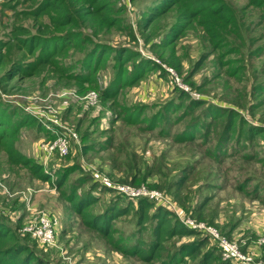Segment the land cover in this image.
<instances>
[{
  "label": "rangeland",
  "instance_id": "obj_1",
  "mask_svg": "<svg viewBox=\"0 0 264 264\" xmlns=\"http://www.w3.org/2000/svg\"><path fill=\"white\" fill-rule=\"evenodd\" d=\"M42 1L0 0V43L6 44L0 65V131L9 133L0 144V224L11 227L28 253L43 264L167 263L164 259L174 241L166 243L168 250L162 258L149 261L122 250L133 249L134 243L129 241L138 229L134 214L115 218L106 232L86 223L76 211L70 202L71 193H83L89 185L94 187L92 180L103 176L111 186L100 187L99 202L89 206L86 213L99 215L108 200L123 194L122 186L159 191L182 215L191 218L186 214L188 205L196 207L205 197V218L199 222L238 240L240 232L229 235L223 223L236 215L264 211V203L258 199L256 204L255 195L249 194L255 185L264 192V158L257 160L258 155H264V132L260 133L264 130V5L256 6L250 0H199L201 13L189 20L186 12L194 0L187 4L179 0L147 26L144 20L160 0H110L115 24L80 23L77 28L63 30L52 23V7L46 8L42 22L50 26L47 36L63 37L72 31L91 40L95 37L103 48L123 47L142 58L133 56L121 62L110 52L93 72L94 83L81 84L66 75L71 68L79 73L81 65L88 63L89 59L81 60L90 46L87 40L69 47L64 56L53 59V64L42 66L38 75L3 80L13 64L24 61L12 30L21 25L38 33L34 11ZM218 5L227 11V23L212 16ZM203 21H207L205 27ZM181 25L182 33L174 36ZM102 51H96L93 61H98ZM201 56L206 59L196 70L194 65ZM151 61L159 66H149ZM62 65L72 67L63 75L59 71ZM138 73L141 76L137 79L134 76ZM174 87L191 98L181 100ZM100 88L114 92L103 99ZM91 92L97 94L94 101L89 98ZM193 99H200L199 104ZM59 136L69 147L65 155L58 149L48 153L40 147ZM105 143L106 147L98 148ZM210 149L218 162L208 157ZM195 159L194 171L187 170L182 176L184 167ZM33 163L41 174L52 175L55 168L70 173L58 187L41 179L30 167ZM80 165L94 179L89 173L83 175ZM134 178L132 185L129 182ZM184 178L176 198L172 194L175 180ZM65 192H70L69 196ZM184 195L194 197L193 201H182ZM28 207L54 217V246L44 247L23 232ZM256 215L253 219L259 220ZM193 240L183 237L175 242ZM251 258L264 264L262 258ZM192 262V258H184L181 264ZM3 264L13 263L6 260Z\"/></svg>",
  "mask_w": 264,
  "mask_h": 264
},
{
  "label": "trees",
  "instance_id": "obj_2",
  "mask_svg": "<svg viewBox=\"0 0 264 264\" xmlns=\"http://www.w3.org/2000/svg\"><path fill=\"white\" fill-rule=\"evenodd\" d=\"M77 0H43L40 4V7L34 13L37 14V31L38 33H31L26 27L21 25L15 26L12 30V36L17 44V48L22 51L21 58L24 61L21 63L13 64L6 74L4 75L3 80L14 78L15 76H19L20 78L24 77H31L40 74L41 67L45 66L49 62L52 64L54 63L53 59L57 57H62L65 55L67 49L73 46H79L80 44L86 43L87 40L90 42V46H88L84 52L85 55L82 57L83 60L89 59L87 64L81 65V71L76 73L72 66H63L59 67V71L64 75V72H68L69 68H71L70 73H68L70 79H73L81 84L90 83L91 80L93 81V72L95 71L100 59H103L104 56H107L110 52L113 53L112 57H114L117 61L127 62L133 56H140L142 55L139 53L134 54L130 49H126L123 47H106L103 48L102 45H98L95 37L91 40L88 37L83 36L82 34H74L72 31L65 33L63 37H51L47 36L50 34V26L46 22H42L43 18V11L46 8H51V11L55 12V15L51 17L52 23L55 28L58 30H63L67 28H77V26L81 23L88 25L95 22H101L103 24H115L112 22L111 17V7H110V0H79L77 4L74 3ZM185 4H187L188 0H184ZM252 4L256 6L264 5V0H250ZM179 0H160L159 3L150 9L148 12L149 14L145 18V23L149 26L152 22H155L161 16H163L169 9H171L174 5L178 4ZM200 5L199 0H194L189 3L188 8L189 11L186 12L188 19L194 18L201 13V10L198 9ZM211 13L212 16L221 22L227 23L228 16L225 7L221 8L220 5L215 7ZM81 18V19H80ZM187 18V17H186ZM186 22V21H185ZM204 22V27L207 25V21ZM184 25L173 33L174 36H178L182 33ZM207 30L210 28L206 27ZM213 34V37L218 40V35ZM95 35V34H94ZM6 44L3 42L0 43V65L3 62L4 53L3 48ZM98 47V48H97ZM97 48V49H96ZM102 48L103 51L98 58V61H93V57L96 54L98 49ZM33 56L32 59L27 57ZM201 56V59L197 61L194 65V68L197 70L198 65L201 61L205 60ZM148 65H153L154 68H157L155 62L151 61L148 62ZM147 65V66H148ZM89 67L93 69H89ZM142 65V69H143ZM193 69V68H192ZM144 72V71H142ZM141 74L138 73L134 77L137 79L140 78ZM133 77V78H134ZM95 80V79H94ZM94 83V81H93ZM181 95V100L183 99H190L191 96L189 93L185 92L180 88H176ZM102 91L103 99H109L111 94L114 90L110 91L109 88L102 89L100 88L99 91ZM192 100V99H191ZM194 100V99H193ZM200 99L194 100L195 105L199 104ZM193 103V101H191ZM221 108H227L222 105H218ZM122 112V111H121ZM260 127H263L259 125ZM2 127H0L1 129ZM264 132L263 131H260ZM9 136V133L4 131H0V144L3 138ZM87 138V137H86ZM87 146V145H86ZM106 147V143L101 145L98 148L103 149ZM228 147V145L226 146ZM120 152L119 150H117ZM208 157H213V149L208 150ZM13 156V155H12ZM257 160H262L264 155H258ZM19 161L20 157L18 156ZM14 160L18 161L17 157L14 156ZM197 160L195 159L194 162H190L186 167H184V171L182 176H185V172L187 170H191L193 172L195 169L194 163ZM218 162V160H215ZM23 163H28L26 160H22ZM37 163H33L30 167L32 170L37 172L36 168ZM36 168V169H35ZM80 170L82 171L83 175L88 174V170H86L82 165H80ZM70 173V172H69ZM69 173H67V169L61 171L60 169L55 168L53 172V181L51 174L39 173L37 172L38 176L41 179H48L51 184L61 187L65 181L67 180ZM90 177L93 178L91 173ZM180 174H177V177ZM164 182L168 185L170 181L167 180V177H164ZM182 178V177H181ZM94 179V178H93ZM92 180V179H91ZM134 178L131 183L134 185ZM186 179H180L178 181L175 180V189L172 191V194L176 198H179L177 195H180V189L185 184ZM96 184L94 187H87L84 192L81 194L77 193L74 190L71 193L70 202L75 207L76 211L84 216L85 222L89 225L93 226L98 231H106L109 232L110 229V222L115 218L124 215H135L137 216L135 225H137L138 229L132 232L133 236L131 237L132 241L130 240L129 243H134L133 249L127 250L122 249L126 252L133 253L142 259L149 261L154 259H160L165 255L167 249V242L174 241L172 245V249H170L167 253L165 261L167 263L164 264H181L184 258H192V264H233L230 260H222L221 253L218 245L212 241V239L200 232L197 229H192L186 227L180 219L176 217L174 213H172L169 209L165 206L156 204L154 201L147 199L146 197H138L129 198L124 195H114L111 200H108L102 212L99 215H93L86 213L85 210L95 204L98 203L100 200V187H105L99 180H92ZM245 186V184L242 186ZM66 196H69L70 192H65ZM251 195H255V197L259 196V191L257 190V186L253 187V191L249 193ZM192 198V200H191ZM192 196L184 195L182 197V201L186 203H191L193 201ZM205 197H202L199 201V204L196 207L191 208V204L188 205V213L187 215L195 217L196 221L203 220L204 217V210H203V203ZM191 208V209H190ZM208 223H211L207 221ZM153 224V226L151 225ZM225 233V232H224ZM230 235V231H227ZM226 234V233H225ZM227 237H231L226 235ZM183 237H193L194 240L192 242L186 243H176L177 239H182ZM126 239V238H125ZM148 241V244H146ZM129 244V245H130ZM124 248V247H123ZM132 248V247H129ZM145 248V249H144ZM10 261L13 264H43L42 261L33 253H28V249L21 244L20 240L13 235V231L11 227L4 225V223L0 224V264H3L4 261ZM164 261V262H165Z\"/></svg>",
  "mask_w": 264,
  "mask_h": 264
},
{
  "label": "built area",
  "instance_id": "obj_3",
  "mask_svg": "<svg viewBox=\"0 0 264 264\" xmlns=\"http://www.w3.org/2000/svg\"><path fill=\"white\" fill-rule=\"evenodd\" d=\"M97 97L95 92H91L89 98L94 101ZM55 125H59L57 120H51ZM75 135V134H74ZM62 136V135H61ZM57 137L53 142L41 143L40 147L52 153L56 149L60 155H65L68 152V144L64 137ZM52 181H53V174ZM99 181L102 184L111 186L110 181L107 177L100 176ZM126 197L129 198H138L146 197L149 200L154 201L156 204H160L169 209L172 213L180 219V221L188 228L197 229L200 232L208 235L213 242H215L221 253V259L226 261L230 260L233 264H263L261 261H254L251 256L245 253L237 239L229 238L224 235L218 228L208 225L204 222H199L191 217L182 215L181 210H178L176 204L170 201L166 196L161 192L156 190H148L145 187L134 188L131 186H122L119 187ZM28 217L23 225V232L31 235L44 247H52L55 245L56 241V226L55 219L49 213L44 210L36 209L33 207H28ZM237 240V241H236ZM258 243L260 245L264 244V236L258 238Z\"/></svg>",
  "mask_w": 264,
  "mask_h": 264
},
{
  "label": "crops",
  "instance_id": "obj_4",
  "mask_svg": "<svg viewBox=\"0 0 264 264\" xmlns=\"http://www.w3.org/2000/svg\"><path fill=\"white\" fill-rule=\"evenodd\" d=\"M259 196L255 197L256 204L260 203V201L264 203V192H259ZM255 214H257L256 217L259 220L253 219ZM223 228L225 231H230L232 235L239 231L241 237L237 238L240 241L241 249L251 257L264 260V244L260 245L257 243L258 238L264 236V211L261 213L250 212L249 215L245 214L240 217L239 215L231 217L229 222L225 221L223 223Z\"/></svg>",
  "mask_w": 264,
  "mask_h": 264
}]
</instances>
